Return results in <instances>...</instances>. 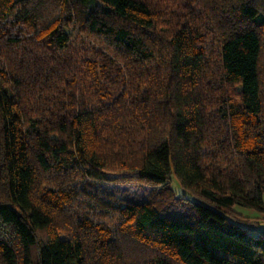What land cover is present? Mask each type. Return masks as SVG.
Segmentation results:
<instances>
[{"label": "trees", "instance_id": "16d2710c", "mask_svg": "<svg viewBox=\"0 0 264 264\" xmlns=\"http://www.w3.org/2000/svg\"><path fill=\"white\" fill-rule=\"evenodd\" d=\"M262 79L264 0H0V264H264Z\"/></svg>", "mask_w": 264, "mask_h": 264}, {"label": "rangeland", "instance_id": "374dc122", "mask_svg": "<svg viewBox=\"0 0 264 264\" xmlns=\"http://www.w3.org/2000/svg\"><path fill=\"white\" fill-rule=\"evenodd\" d=\"M204 26H205V30H204ZM196 27L199 28L201 31L204 30V32H202L203 36H208V38H206V44H207L206 46L208 48L207 54L211 58L212 67L214 66V70L216 68V71H218V66H216L217 60H218V45H217V42L215 40L214 35L209 33V30L211 29V27L207 21L205 24V20H201V19L198 20V24L196 25ZM72 34H73L74 39H76V42H78V43L82 39H88V38H85L83 33L79 32V28L77 26L74 27ZM89 47H90L89 43L88 44L86 43L82 47V51L85 52L86 57H92V55H93L92 52L90 51ZM262 90H264V79H262ZM227 164H228V162H227ZM123 174L124 173L119 172V173H116L114 175H123ZM170 185L173 188L176 195L185 196L186 198H188L190 200L196 199V197L192 193H190L189 191H186L185 189L182 188V186L179 183V180L177 179V177L175 175H172L171 180H170ZM234 210L245 215V216L250 217L251 219L255 220L257 225L264 227V213L256 211L255 209H251V208L240 206V205H235Z\"/></svg>", "mask_w": 264, "mask_h": 264}]
</instances>
